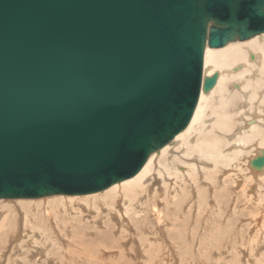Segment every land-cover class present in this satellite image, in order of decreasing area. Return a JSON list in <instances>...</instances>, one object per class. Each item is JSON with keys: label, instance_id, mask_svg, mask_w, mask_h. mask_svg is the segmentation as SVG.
I'll list each match as a JSON object with an SVG mask.
<instances>
[{"label": "water", "instance_id": "obj_1", "mask_svg": "<svg viewBox=\"0 0 264 264\" xmlns=\"http://www.w3.org/2000/svg\"><path fill=\"white\" fill-rule=\"evenodd\" d=\"M263 33L264 0H0V199L134 177L217 83L204 82L207 44ZM178 78L190 82L180 94ZM138 128L147 135L129 162L102 167Z\"/></svg>", "mask_w": 264, "mask_h": 264}, {"label": "bare ground", "instance_id": "obj_2", "mask_svg": "<svg viewBox=\"0 0 264 264\" xmlns=\"http://www.w3.org/2000/svg\"><path fill=\"white\" fill-rule=\"evenodd\" d=\"M251 38H253V37H251ZM251 38L250 39H247V40H241V39L238 38L236 40H233V41L229 42L223 48H212V47H210L207 44L206 49H205V58H204V82H205V80L207 78H211L214 75H217L218 76L217 83L215 84V86L210 91H205L204 89H202L201 94H200V98H199V101H198V104H197V107H196V110L194 112V115H193V117H192L189 125L187 126L186 129H184L182 132H180L179 134H177L173 140H175V141L180 140V142H183L184 143L183 146L185 147V146H189V142L192 143V141H193V140H190V135H191V133H192L193 130L196 131L195 133L199 132L201 137L204 136L200 131H202V129L203 130L206 129V124L205 123L207 121H205L203 119V117H205L206 114L209 113V112H212V115L213 116L218 117V121H216V125L219 128H221V129H223L225 131H229L230 130L229 114L225 111L226 109L225 110L223 109V110H220L219 111L218 106H221V105L219 103H218L219 104L218 105L217 102H215V100L217 98V99H219V101H223V103L226 104L227 103V97H229L228 95H230V94L234 95L233 93L230 92V84L229 83L230 82H234V81H238L239 83L238 84H235L233 86V88L239 89V91L244 96L247 97L248 103H247V105L244 104L245 105L244 107L247 106V107L250 108V107L254 106L255 103H257L256 108H255L256 109V114L254 115L253 120L250 121V122H248V121L245 120V122L247 123L246 124L247 126L245 128H241V130L239 129L240 130L239 133L235 132V133H237L236 134L237 139H235L233 137L234 138L233 141L236 140V142L238 144H240V145L239 146L238 145L237 146L235 145L236 146V149L234 148L235 150H232V151L229 150L230 152H227L226 150H224V148L223 149H218L219 148V143L222 140L220 138V136H217V134L216 135H213V136L210 135V137L205 138L201 142V146L199 147V150H200L199 153L200 154H198V155L201 156V154H203L204 156H206V155L210 156L212 158V162L215 161V164L216 165L223 164V165H226V166H228V165L231 166V164L234 165V163L237 162V158L239 156H241L242 154H245L246 152H248V155H250L249 154L250 151H248V150L251 148L253 150L252 153L254 155L252 154L253 156L250 159L248 158L249 159L248 160L249 161V164L247 162V165H248L247 167L249 168L248 170H250L249 171V174L251 175V177L253 179H258L259 178V179H263L264 180V164L261 167H259V168L254 166L255 160H257L258 157L261 158V157L264 156V38L263 37H260V38L259 37L258 38L255 37L253 39H251ZM246 97H245V99H246ZM229 99H231V98H229ZM212 107H214V108H212ZM227 109H229V108L227 107ZM255 109H253V110H255ZM241 121L242 120H240V122ZM245 122H243V123L245 124ZM225 138H227V137H225ZM231 140H232V138H231ZM172 141L169 142L163 148H160V149L156 150L155 152H153L150 155V157L148 158V161L146 162V164L144 165V167L142 168V170L137 175H135L132 178L126 179V180H124L122 182L116 183V184L112 185L111 187H109L108 189H106V190H104L102 192H97V193H93V194H83V195H52V196H47V197H55V196H58L59 197V196H61L60 197L61 200L56 201V199H55V202H51V203L50 202L48 203L47 202L48 200H46V199H45L46 202H44L43 200H35V199H42V198H47V197L30 198V199H23V198L22 199H0V200H18V201H16V203H18L16 205H20L19 208H22V209L32 208L34 210L35 209H38L40 207V205L42 204V203H40V204H36V203H38L40 201L41 202L43 201L44 204H45V206H44L45 212L46 211L48 212V214L45 215V217H48V218H45L46 220L44 219V221L47 224V228L45 229L43 227L44 225H41V223H39L40 224L39 225L38 222L32 221L31 220V218H32L31 215L28 214L27 212H24L23 211L24 212L23 214H19V216H17L16 213H14L12 211V209L10 208V206H4L3 201L0 202V214L2 213V215H3V213L5 211H9V213H11V214L14 215L13 217H14L15 221H16V219L18 217L21 218L20 220L22 221L20 223L19 228H18L17 222H16V225H11L9 223L10 222V221H8L9 218H4V219H1L0 220V251L4 252V250H6V247H5L6 246V244H5L6 241H5V239L8 240V241L15 242L16 245L18 244L17 247L19 246L20 248L23 249V254L22 253L21 254L25 256V257L24 256L23 257H20L19 256L20 258H18V259H20L22 261H25V262H26V260H30V262H31V258L33 256L32 255V251H30L29 248L27 250V248H26L27 245L25 243V240H26L25 238H29L31 235L29 233H27L28 234L27 236H24L23 235V237H18L20 235V233L21 234H24V229L25 228H28V225L30 223L33 224V232H37L38 231V233H35V234L36 235L39 234L40 239H42V240H40L37 237L35 238L34 233H31V234L34 235L32 240L35 242L36 245L40 246V248L42 250L46 251V252L49 251V248H50L49 247L50 246V244H49L50 239L54 240L55 238L53 236L56 237L57 235H55V234L58 231H62L64 234L65 233L67 234V230H69L70 228H73V226L80 230L79 231V234L82 233V235H84V237H86V240H85L84 238H82L83 236L82 237H80L81 235L79 236L81 238V240L84 239L83 241H88V242H86V244L84 243L85 246L87 244L88 245L89 244L90 245H99V246L101 244H106L107 245V244H109L111 242H115V243L116 242H119L121 244H124L128 240H130L132 242H136L137 241L136 233L139 234V233H142L143 231L144 232H147L150 229H153L154 230V228H155V230H157L156 229V226H157L158 230H160L163 233L164 227L172 224L175 221L174 220L175 218H173V217H175L176 215L173 216V217L172 216L169 217L168 213L164 214V210H162L159 207V204L161 203L159 201L161 199V196L159 194H161L160 191L164 187L162 188V186L160 185L161 186V189L160 190H158L156 188H153V187L151 188V183L153 182L154 175H155L153 173V171H154V169H158V168H156L158 166H156V167L154 166L156 164V159H157L158 155H160V154H162V157H165L167 155V153H169V149L171 148L169 144L172 143ZM223 141L221 143H223ZM178 142H176V143H178ZM229 142L232 143V141H229ZM158 152H159V154H157ZM197 153H198V151H197ZM215 153H217V154L215 155ZM172 155L173 154H171V156ZM176 156H178V155H176ZM178 159H181V158H178ZM185 159L186 158H184V160ZM194 159H195V157H194ZM199 159L201 160V158H199ZM202 159H204V158H202ZM238 160H239V158H238ZM191 161H192V159H191ZM169 162L170 161H168V163H166L164 165H163L164 162L161 161V163H160V169L161 170L159 172H160V175L163 176V178L161 179V183L163 184V186H165L166 183L167 184L169 183L167 180H169L171 177H173L176 181L182 180L184 178V176H183L182 172L180 171V169L179 168H175L173 166V163L170 164ZM189 162L190 161H188L186 163H189ZM193 162H195V160H193ZM201 163H203V162H201ZM196 165H198V164H196ZM199 165H200V163H199ZM216 165H214V166H216ZM191 166L193 168V165H191ZM202 166H203V164H202ZM239 166L241 167V164ZM199 167L202 168L201 166H199ZM211 167H212V165H211ZM237 168H235V169H237ZM219 169H221V168H219ZM206 170L207 169L202 170V171L204 172ZM215 170H217V169L215 168ZM189 171H193V169H191ZM230 171H228V172H230ZM200 172H201V170H200ZM211 172H214V168H213V171H211ZM214 173H211V175L214 174ZM152 174H154V175H152ZM233 175H235L234 172H233ZM156 176H158V175H156ZM165 176H166V179H165ZM238 176H239V174H238ZM240 178H242V177L240 176ZM247 178H248V176H247ZM199 180H202V179H199ZM183 181H184V179H183ZM211 181H213V180H211ZM217 181H218V179H217ZM185 182L186 181H184L183 183L186 184ZM214 182H216V181H214ZM153 183H155V181ZM179 183H181V182L179 181ZM207 183H210V182H207ZM188 184L189 183H187L186 185H188ZM217 184L218 183H216V184L214 183L213 185H217ZM258 184H259V182H258ZM261 184H262V182H261ZM207 185L209 186V184H207ZM182 186L185 187L184 185H182ZM182 186L180 185L179 187H182ZM221 186H222V184H221ZM170 187L171 186H169V184H168L167 186H165V190H164L165 191V197L164 198H165L166 204H162L163 202L160 204V206H162V205L165 206L166 205L167 208L165 207L164 209H166L167 211L170 208L172 209V207L174 206V204H175L176 207L178 206L177 203H176L177 200H178V196H177L178 193H181L183 195V197H184L185 193L187 191H189V190H186V192H185V190H184L185 188L183 189V187H182L181 188L182 190L180 189L181 191L179 192L176 189V187H178V185H177L176 187L174 186L175 187V190H173V191L175 192V194H173V193H171V192H173L171 189H174V187L173 188H170ZM179 187H178V189H179ZM203 187L204 186H202V188ZM158 188H160V187H158ZM191 188H192V186H191ZM191 188H190V190H191ZM198 188H199V186H198ZM186 189H188V188H186ZM240 190H242V189H240ZM191 192H192V190H191ZM194 192H195V190H194ZM198 192H196V193H198ZM238 192H240V191H238ZM236 193H237V191H236ZM258 193H260V191ZM162 194H163V192H162ZM240 194H241V192H240ZM186 195H189V194H186ZM194 195H196V194H194ZM196 196H198V195H196ZM180 198H182V197H180ZM188 198L189 197H186V200H188ZM217 198H219V197H217ZM47 199H51V198H47ZM194 199L197 200L196 198H193V200ZM158 202H159V204H158ZM189 202H192V201L189 200ZM27 203H33V204H27ZM184 203H186V201ZM83 204L86 205V207L83 206L84 207L83 208L82 207ZM53 205H55V206H53ZM187 205H188V203H187ZM193 206L195 207V205H193ZM185 207H186V205H185ZM187 207H190V205L187 206ZM197 207H198V205H197ZM197 207H196V210H197ZM7 208H9V209H7ZM46 208H47V210H46ZM201 208L202 207L199 205V210H198V212H196L197 213L196 216L198 218H199L200 213L202 212V209ZM189 209L192 210L191 208H189ZM173 210H175L174 207H173ZM185 211H186V208H185ZM230 211H232V210H230ZM213 212H215V211H213ZM9 213H8V215H9ZM169 214H170V212H169ZM191 214H192V217H190L191 215L190 216H187V217H190L189 223H193L195 221V219H196L194 210H193V212ZM214 214H216V213H214ZM76 215H81V216H80L79 219H76V221H75V218L74 217H76ZM87 215H89L91 217L90 220H89V222H86L88 220V219L86 220ZM187 217H184L183 216V218H187ZM200 219H202V218H200ZM48 220L49 221L51 220V221L49 222ZM45 222H42V223H45ZM85 222L86 223H90L89 225H93L94 227H89L88 224H87L88 227H83V225L85 224ZM174 224H175V222H174ZM254 224H255V222H254ZM196 226H198V225L196 224ZM176 227H178V226H175V230H176ZM206 227L208 228V225ZM166 228L167 229H170V230L172 229L169 226L166 227ZM195 228L196 227H194V225H193V227H191V230H190L192 234L189 236V234H190V231H189V233H186L188 235L187 236L185 235V236L186 237H189L188 238V241L191 240L193 242H196V244L199 243V248L197 249V251H199V253H200V251L202 250V248H200V245L205 240L202 241L203 240L202 237L201 236L200 237L197 236L198 234L196 232L198 230L196 231ZM106 229L109 230V231H107ZM132 229H134V231ZM153 230H151V231H153ZM69 232H71V231H69ZM157 232H159V231H157ZM157 232H156V234H157ZM165 234H163V237H164ZM172 234H170V235L173 237ZM160 235H162V234L160 233ZM202 235H204V234H202ZM47 236H48V238H45ZM58 236H60V235H58ZM67 236H69V235H67ZM158 236L159 235H157V237ZM4 237H5V239H4ZM138 238H140V237H138ZM36 239H37V241H36ZM144 239H145V237H144ZM165 239H167V237ZM30 240L31 239H27L26 240L28 245H29ZM66 240H68V243L65 242L67 245L65 243L64 244L67 247L68 244L70 246V244H72L74 242V240H76V239L70 240V238H69V239H66ZM155 240L156 239H154V241ZM169 240H171V238ZM4 241H5V243H4ZM140 241H142V240H140ZM143 241H145V240H143ZM156 241L158 242V240H156ZM150 242H152V241H150ZM161 242L159 241V243H161ZM163 242H164V239H163ZM172 242H174V241H172ZM175 242H176V240H175ZM56 243L58 245V242H56ZM75 243H78V242L75 241ZM80 243H81L80 245L83 246L82 242H80ZM142 243H144V242H142ZM142 243H140V244H142ZM169 243L171 244L170 241L168 242V244ZM178 243L179 242L175 243V245H176L175 246L176 247V251L180 250L179 247H178V245H177ZM3 244H5V246H3ZM152 244L153 243H150V245H152ZM183 244H185V243H183ZM194 244L195 243H193V245ZM203 244H205V243H203ZM75 245L76 244L73 243L70 247H67V248L73 249V250L76 249V248H81V246L79 247L78 244H77V246H75ZM145 245H147L146 244V241H145ZM159 245L161 246V244H159ZM90 247H92V246H90ZM148 247L151 248L152 246H149V244H148ZM148 247H146V248H148ZM163 247L166 249L167 246L166 247L163 246ZM163 247H162V249H163ZM211 247H212V245H211ZM65 248H64V250L67 249V248L66 249ZM152 248H154V245H153ZM14 249H12V251ZM140 250H142V249H140ZM150 250L148 249V251H150ZM68 251H66V252H68ZM166 251H167V249H166ZM171 251H172V249H171ZM145 252L147 253V250ZM38 253H39V251H38ZM11 254H12V252H11ZM147 254H149V253H147ZM150 254L152 255L153 252H150ZM14 255H15V252H14ZM48 256H50V255H48ZM152 256H155L156 257V255H152ZM160 257L161 256L156 257V258H158L157 260H159ZM147 258H148V256H147ZM147 258H143V260L144 259H147ZM261 258H262V256H261ZM15 260H17V259L15 258ZM47 260H48V258H47ZM18 262H20V261H18ZM258 262H260V261H258ZM8 263H10V262H8ZM11 263H13V262H11ZM250 263H252V261ZM16 264H20V263H16ZM33 264H39V263H37V261H36ZM41 264H44V263H41Z\"/></svg>", "mask_w": 264, "mask_h": 264}, {"label": "rangeland", "instance_id": "obj_3", "mask_svg": "<svg viewBox=\"0 0 264 264\" xmlns=\"http://www.w3.org/2000/svg\"><path fill=\"white\" fill-rule=\"evenodd\" d=\"M255 37H257V38L258 37L259 38L263 37L264 38V34H260V35H257ZM255 37H253V38H255ZM253 38H251V39H253ZM238 83H239L238 81H234V82H230L229 83L230 84V92L233 93L234 95H232V94L228 95L229 97H227V103H226L227 105L224 104L223 101H219V99H217V98L215 100V102H217V104L219 103L221 105V106H218L219 111L223 110V109L224 110L226 109L225 111L229 114V119H230V130L229 131H225V130L219 128L216 125V121H218V117L213 116L212 112H209V113L206 114L205 117H203V119L205 121H207L205 123L206 124V129L205 130L202 129V131H200L204 136L201 137L199 132L195 133L196 131L193 130L192 131L193 134L191 133V135H190V140H193V141H192V143L189 142V146H185L184 147L183 146L184 143L180 142V140H178L180 143L178 141L173 140L172 143L169 144L170 147H171L169 149V153L170 154L167 153V155L165 157H162V154H160V155H158V157L156 159V164L154 166L155 167L158 166L156 168H158L159 170L158 169H154V171H153V173L155 174V175L152 174V175H154L153 182L155 181V183H153V182L151 183V188L153 187V188H156V189L160 190L161 186H162V188L164 187L160 191L161 194H159L161 196V199L159 201L161 203L163 202L162 204H166L165 198H164L165 197V191L164 190H165V186H167L168 184H169V186H171L170 188H173L174 186L176 187L177 185H178V187L180 185L181 186L184 185L185 187H183V186L182 187H183V189L185 188L184 189L185 192H186V190H189V191H187L188 193L187 192L185 193L184 197H183V195L181 193H178V195H177L178 196V200L176 202L178 206L176 207L175 204H174V206L172 205L175 210H173V207H172V209L171 208L168 209L170 214H169V212L166 209H164L166 207V205L165 206H163V205L160 206L161 203L159 204V202H158L159 207L162 210H164V214L168 213L169 217H171V216L173 217V216L176 215L173 218H175L174 222H175V224L176 223L177 224L175 225L174 222H173L172 224L168 225L170 228H172L171 230L166 228L168 226H165L164 229H163V233H162L160 230H158V228L156 226L157 230H155V228H154V230L153 229H150V230L148 229L149 231H147V232L143 231L142 233H139V234L136 233V237H137V241L136 242H132V241L128 240L124 244H121L119 242H116V243L115 242H111V243H109L107 245L106 244H101L100 246L99 245H90L89 244L90 246H92V247H90L88 244L86 246L84 245V243L86 244V242H88V241H83L84 239L86 240V237H84V235H82V233L79 234L80 230L73 226V228H70L69 230H67V234L66 233L64 234L62 231H58L55 234L57 236L56 237L53 236L55 239L54 240L50 239V242H51V243L49 242V244H50L49 247L50 248H49V251L46 252V251L42 250L40 248V246L36 245L35 242L32 240L34 235H35V238L37 237L38 239H40V237H39V234H37V235L35 234V233H38V231L37 232H33V224L30 223L28 225V228L24 229V234L20 233V235L18 237H23V235L27 236L28 235L27 233H29L31 235L30 236L31 238L30 237L29 238H25L26 240L27 239H31L30 242H29V245L27 244V241L25 240V243L27 245V247H26L27 250L29 248V250L32 251V255L33 256L31 258V262H30V260H26V262H25V261H22V260L18 259V258L24 256V255H22L23 254V249L20 248L19 246L17 247L18 244L16 245L15 242L8 241L4 237V239L6 241V243H5V241H4V243L6 244V246H5V244H3V246L6 247V250H4V252L0 251V264H16V263L33 264L36 261L39 264H41V263H44V264H143V263L144 264H152V263L153 264H248V263L249 264H264V242H263L264 241V226H263L264 225V205H263L264 204L263 203L264 202V182H263L264 180L263 179H259V178L258 179H253L251 177V175L249 174L250 170H248L249 168L247 167L248 166L247 162L249 164L248 160L254 155L252 153L253 150L250 148L248 150V151H250L249 152L250 155H248V152L245 153L246 155L242 154L243 156L242 155L239 156L238 157L239 160L237 158V162L234 163V165L231 164V166L230 165L226 166V165H223V164L216 165L215 161L212 162V158L210 156H208V155L204 156L203 154H201V156L198 155V154H200L199 153L200 152L199 147L201 146V142L205 138L210 137V135L213 136V135L217 134V136H220V138L222 139L221 142L224 140L223 143H221V142L219 143V148L218 149H223L224 148V150H226L227 152H230L232 150H235L237 145L238 146L240 145V144H238L236 142V140L233 141V139L234 138L237 139L236 134L240 132L241 128H245L247 126L246 125L247 123L245 122V120L248 121V122L253 120V117L256 114V109L255 108H256L257 103H255V105L250 107V108L247 107V106L244 107L245 106L244 104L247 105V103H248L247 97L244 96L239 91V89L233 88V86L235 84H238ZM245 97H246V99H245ZM229 98H231V99H229ZM227 107L229 109H227ZM212 108H214V107H212ZM253 109H255V110H253ZM240 120H242V121L240 122ZM243 122H245V124ZM235 132H237V133H235ZM225 137H227V138L229 137V138L227 139ZM231 138H232V140H231ZM229 141H232V143L229 142ZM176 142H178V143H176ZM197 151H198V153H197ZM157 154H159V152ZM171 154H173L172 155L173 157L171 156ZM216 154L217 153H215V155ZM176 155H178V156H176ZM194 157H195V159H194ZM178 158H181V159H178ZM184 158H186V159L184 160ZM199 158H201V160ZM202 158H204V159H202ZM191 159H192V161H191ZM187 160L190 161V162L186 163V162H188ZM193 160H195V162H193ZM161 161L164 162L163 165L168 163V161H170L169 162L170 164L173 163V166L175 168H179L180 171L182 172V174L184 176L183 179H184V181H186L185 183L186 184L189 183V184L188 185L184 184L183 183L184 182L183 179L179 180L181 182V183H179V181H176L173 177H171L173 180L170 178L169 180H167L169 183L168 184L166 183L165 186H163V184L161 183V179L163 178V176L160 175V172H159L161 170L160 169ZM196 161L197 162L199 161V162L197 163ZM201 162H203V163H201ZM199 163H200V165H199ZM196 164H198V165H196ZM202 164H203V166H202ZM240 164H241L242 168L239 166ZM191 165H193V168H192ZM211 165H212V167H211ZM214 165H216V166H214ZM197 166L198 167L201 166L202 168H200V167L198 168ZM213 168H214V172L215 173L211 172V171H213ZM215 168L217 170H215ZM219 168H221L222 170L219 169ZM235 168H237V169H235ZM191 169H193V171H189ZM205 169H207V170L203 172L202 170H205ZM200 170H201V172H200ZM228 171H230L231 173L228 172ZM233 172H234L235 175H233ZM211 173H214V174L211 175ZM238 174H239V176H238ZM156 175H158V176H156ZM185 176L186 177L188 176V177L186 178ZM240 176L242 178H240ZM247 176H248L249 179L247 178ZM165 179H166V176H165ZM197 179L198 180L202 179V180L198 181ZM217 179H218V181H217ZM211 180H213V181H211ZM214 181H216V182H214ZM207 182H210V183H207ZM213 182L215 184L216 183H218V184L217 185H213L214 184ZM258 182H259L260 185L258 184ZM261 182H262V184H261ZM207 184H209V186ZM221 184H222L223 187L221 186ZM191 186H192V188H191ZM198 186H199V188H198ZM202 186H204V187L202 188ZM158 187H160V188H158ZM175 187H174V189H171V190L172 191L175 190ZM178 187H176V189L180 192L182 190L181 189L182 187H179V189H178ZM189 187L191 188L192 192H191ZM214 187L216 189L217 188L218 189L216 190ZM186 188H188V189H186ZM240 189H242V190H240ZM194 190H195V192H194ZM235 190L237 191V193H236ZM238 191H240L241 194ZM259 191H260V193H258ZM162 192H163V194H162ZM196 192H198V193H196ZM171 193L175 194L174 191L171 192ZM186 194H189V195H186ZM194 194H196L198 196H196ZM185 196L189 197L188 200H186ZM60 197L61 196H59V197L55 196V197H47V198H51V199L42 198V199H35V200H43L44 202H46V200H48L47 202L51 203V202H55V199H56V201L61 200ZM180 197H182V198H180ZM192 197L196 198L197 200H195V199L193 200ZM217 197H219V198H217ZM189 200L192 201L193 203L189 202ZM2 201H3L4 206H10L12 211L14 213H16L17 216H19V214H23L24 212H27L28 214L31 215V217H32L31 220L32 221H36V222H38V224L41 223V225H44L43 227L45 229L47 228V224L44 221V219L48 218V217H45V215L48 214V212L47 211L45 212V208H44L45 204H44L43 201L42 202L40 201V202L36 203V204H40V203H42V204L40 205V207L38 209H35V210L32 209V208H27V209L26 208L25 209L19 208L20 205H16V204H18V203H16V201H18V200H0V202H2ZM183 201L184 202L186 201V203H184ZM187 203H188V205H187ZM27 204H33V203H27ZM185 205H186V207H185ZM189 205H190V207H187ZM191 205L192 206L195 205V207L194 206L192 207ZM197 205H198V207H197ZM199 205L202 207L201 208L202 212L200 213L199 218H198L196 216V214H197L196 212H198V210H199ZM53 206H55V205H53ZM83 206L86 207V205H84V204L82 205V207ZM196 207H197V210H196ZM185 208H186V211H185ZM189 208H191L192 210H190ZM7 209H9V208H7ZM46 210H47V208H46ZM193 210H194L195 216H196L195 221L193 220L194 224L193 223H189L190 217H192L191 213L193 212ZM230 210H232V211H230ZM213 211H215V212H213ZM8 213H9V211H5L3 213V215L1 213L0 214V220L4 219V218H9L8 219V221H10L9 223L11 225H16V222H17V225H18V228H19L20 223L22 222L20 220L21 218L18 217L17 218L18 220L16 219V221H15V219L13 217L14 215L11 214V213H9V215H8ZM214 213H216V214H214ZM80 216L81 215H76V217H74L75 221H76V219H79ZM183 216L184 217L190 216V217L183 218ZM90 218L91 217L89 215H87L86 220L87 219L88 220L86 222H89ZM200 218H202V219H200ZM42 222H45V223H42ZM86 222H85L84 225L82 224L83 227H88V225L90 224V223H86ZM254 222H255V224H254ZM196 224L198 226H196ZM193 225H194V227H196L195 230L196 231L198 230L196 232L198 234L197 236H199V237L201 236L202 239H203L202 241L205 240L203 242L205 244L202 243L200 245V248H202L200 253H199V251H197V249L199 248V243L196 244V242H193L191 240L188 241L189 237H186L188 235L186 233H189V231L191 230V227H193ZM207 225H208V228L206 227ZM175 226H178V227H176V230H175ZM89 227H94V226L93 225H89ZM132 230L134 231V229H132ZM151 230H153V231H151ZM69 231H71V232H69ZM107 231H109V230H107ZM155 231L156 232L159 231L162 235H160L159 232H157V234H156ZM31 233H34V235L31 234ZM163 234H165L164 237H163ZM170 234H172L173 237ZM191 234L192 233L190 231L189 236ZM202 234H204V235H202ZM58 235H60V236H58ZM67 235H69V236H67ZM157 235H159V236L157 237ZM79 236L80 237L83 236L82 238H84V239L81 240V238ZM138 237H140V238H138ZM144 237H145V239H144ZM166 237H167V239H165ZM45 238H48V236L45 237ZM69 238H70V240L76 239V240H74V242L73 241L72 242L74 244H76L75 246H77V244H78V246L79 247L81 246V248H76L74 250L67 248V247H70L73 244V243L70 244V246L68 244L67 247L65 246V244H66L65 242L68 243V240H66V239H69ZM170 238H171V240H169ZM154 239L158 240V242L156 240L154 241ZM163 239H164V242L166 244L163 242ZM40 240H42V239H40ZM140 240H142V241H140ZM143 240L146 241L147 245H145V241H143ZM175 240H176V242H175ZM36 241H37V239H36ZM75 241H77L78 243H75ZM150 241H152V242H150ZM159 241L160 242L162 241V242L159 243ZM169 241L171 242V244L170 243L168 244ZM172 241H174V242H172ZM56 242H58V245H57ZM80 242H82L83 246L80 245L81 244ZM139 242L140 243L144 242V243L140 244ZM149 242L153 243V244L150 245ZM177 242H179L177 245H178V247L180 249L178 251H176V247H175L176 246L175 243H177ZM183 243H185V244H183ZM193 243H195V244L193 245ZM148 244H149V246H152V247L154 245V248H152V247H151L152 249L149 248ZM159 244H161L162 247L163 246H165V247L167 246L166 247L167 251H166V249L164 247L162 249V247ZM211 245H212V247H211ZM145 246L148 247V248H146ZM64 248L66 250H64ZM12 249H14L15 251L14 250L12 251ZM140 249H142V250L144 249V250L142 251ZM148 249L149 250L151 249V250L148 251ZM171 249H172L173 252L171 251ZM146 250H147V253H149V254H147L145 252ZM38 251H39V253H38ZM66 251H68V252H66ZM11 252H12V254H11ZM14 252H15V255H14ZM150 252H153L152 255H156V257L161 256L160 259L157 260L158 258H156L155 256H152L150 254ZM48 255H50V256H48ZM147 256H148V258H147ZM261 256H262V258H261ZM15 258L17 260H15ZM47 258H48V260H47ZM143 258H147V259L143 260ZM18 261H20V262H18ZM251 261H252V263H250ZM258 261H260L261 263L258 262ZM8 262H10V263H8ZM11 262H13V263H11Z\"/></svg>", "mask_w": 264, "mask_h": 264}, {"label": "snow or ice", "instance_id": "obj_4", "mask_svg": "<svg viewBox=\"0 0 264 264\" xmlns=\"http://www.w3.org/2000/svg\"><path fill=\"white\" fill-rule=\"evenodd\" d=\"M171 87L176 94H180L190 87V82L187 79L178 78L173 82ZM146 135V129H136L133 133L129 134L127 142L123 146L118 144L104 154L99 161L100 165L105 169H110L128 163L132 155L137 152L138 146L145 140Z\"/></svg>", "mask_w": 264, "mask_h": 264}]
</instances>
